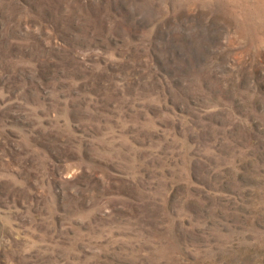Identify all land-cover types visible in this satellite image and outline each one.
I'll return each mask as SVG.
<instances>
[{"label":"rangeland","instance_id":"1","mask_svg":"<svg viewBox=\"0 0 264 264\" xmlns=\"http://www.w3.org/2000/svg\"><path fill=\"white\" fill-rule=\"evenodd\" d=\"M0 264H264V0H0Z\"/></svg>","mask_w":264,"mask_h":264}]
</instances>
